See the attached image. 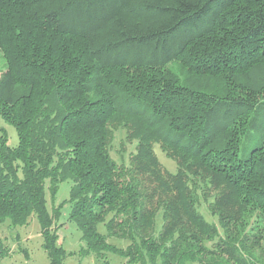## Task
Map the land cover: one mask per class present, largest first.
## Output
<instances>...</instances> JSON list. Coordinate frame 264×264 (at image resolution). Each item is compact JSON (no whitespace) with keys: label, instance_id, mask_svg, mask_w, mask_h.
Segmentation results:
<instances>
[{"label":"trees","instance_id":"1","mask_svg":"<svg viewBox=\"0 0 264 264\" xmlns=\"http://www.w3.org/2000/svg\"><path fill=\"white\" fill-rule=\"evenodd\" d=\"M1 56L0 224L36 217L48 264L66 203L99 257L264 264V0H0Z\"/></svg>","mask_w":264,"mask_h":264},{"label":"rangeland","instance_id":"2","mask_svg":"<svg viewBox=\"0 0 264 264\" xmlns=\"http://www.w3.org/2000/svg\"><path fill=\"white\" fill-rule=\"evenodd\" d=\"M2 58L1 56L0 64L4 63ZM0 122L7 128L11 136V142H17L15 128L2 120ZM154 148L165 168L176 171V161L168 157L159 144H155ZM133 151H135V141L132 142L127 139L126 129H117L111 147V155L118 162L128 164L130 154ZM70 186L71 182L69 180L61 184L58 197L55 200L56 204L65 198H69ZM48 198L51 205L53 201L50 194H48ZM201 209L208 218L216 220L215 217L210 215L205 203H202ZM68 212V203H66L59 220L57 219L56 222L60 238L59 243L63 244L68 251H72L65 259L66 264H129L122 255L113 251H105V257L103 258V255L99 257L96 252L88 253L89 251L82 250L81 246L85 244L82 240V233L77 225L69 220ZM0 241L5 246L4 252H6L0 253L2 264H48L47 252L42 247L43 236L41 234V227L36 217H32L29 224L25 226L11 227L8 223L0 224ZM110 241L123 247L128 244V241L118 238H110ZM189 264L200 263L189 262Z\"/></svg>","mask_w":264,"mask_h":264}]
</instances>
